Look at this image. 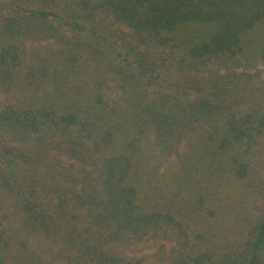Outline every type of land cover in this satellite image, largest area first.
<instances>
[{"label": "trees", "instance_id": "1", "mask_svg": "<svg viewBox=\"0 0 264 264\" xmlns=\"http://www.w3.org/2000/svg\"><path fill=\"white\" fill-rule=\"evenodd\" d=\"M264 0H0V264H264Z\"/></svg>", "mask_w": 264, "mask_h": 264}, {"label": "rangeland", "instance_id": "2", "mask_svg": "<svg viewBox=\"0 0 264 264\" xmlns=\"http://www.w3.org/2000/svg\"><path fill=\"white\" fill-rule=\"evenodd\" d=\"M259 68L261 70V76L264 78V66L259 65Z\"/></svg>", "mask_w": 264, "mask_h": 264}]
</instances>
